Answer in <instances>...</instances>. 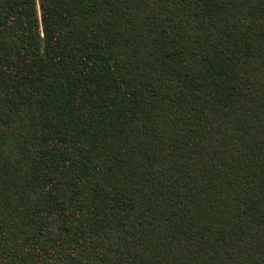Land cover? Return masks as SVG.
<instances>
[{
  "label": "trees",
  "instance_id": "trees-1",
  "mask_svg": "<svg viewBox=\"0 0 264 264\" xmlns=\"http://www.w3.org/2000/svg\"><path fill=\"white\" fill-rule=\"evenodd\" d=\"M0 264H264V0H0Z\"/></svg>",
  "mask_w": 264,
  "mask_h": 264
}]
</instances>
